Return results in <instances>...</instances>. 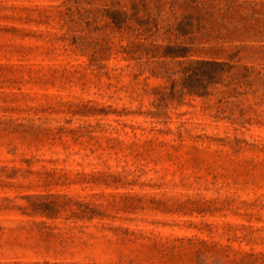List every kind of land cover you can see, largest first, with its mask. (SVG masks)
<instances>
[{
    "label": "rangeland",
    "instance_id": "obj_1",
    "mask_svg": "<svg viewBox=\"0 0 264 264\" xmlns=\"http://www.w3.org/2000/svg\"><path fill=\"white\" fill-rule=\"evenodd\" d=\"M0 264H264V0H0Z\"/></svg>",
    "mask_w": 264,
    "mask_h": 264
},
{
    "label": "trees",
    "instance_id": "obj_2",
    "mask_svg": "<svg viewBox=\"0 0 264 264\" xmlns=\"http://www.w3.org/2000/svg\"><path fill=\"white\" fill-rule=\"evenodd\" d=\"M198 62L211 64V65L216 66V74L212 75V78L214 81H219L221 79L220 74H222L226 70H229V67L233 66L228 61H220V60H204V61H198ZM196 76H198V78H199V76H201V73L199 74L197 71H193L192 73L187 75V78H189L191 80L196 78V80H198ZM186 86H188L193 92L204 93L206 91L205 90L201 91V90H203V88L205 89V87L207 85L206 84L200 85V84H196V83L187 82Z\"/></svg>",
    "mask_w": 264,
    "mask_h": 264
}]
</instances>
